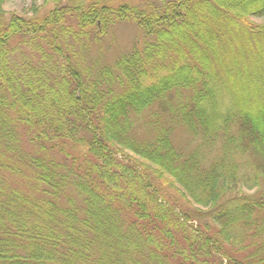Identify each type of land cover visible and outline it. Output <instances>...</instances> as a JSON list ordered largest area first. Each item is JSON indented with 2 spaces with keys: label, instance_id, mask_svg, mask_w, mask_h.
<instances>
[{
  "label": "trees",
  "instance_id": "16d2710c",
  "mask_svg": "<svg viewBox=\"0 0 264 264\" xmlns=\"http://www.w3.org/2000/svg\"><path fill=\"white\" fill-rule=\"evenodd\" d=\"M62 1L0 0V264H264V0Z\"/></svg>",
  "mask_w": 264,
  "mask_h": 264
},
{
  "label": "rangeland",
  "instance_id": "374dc122",
  "mask_svg": "<svg viewBox=\"0 0 264 264\" xmlns=\"http://www.w3.org/2000/svg\"><path fill=\"white\" fill-rule=\"evenodd\" d=\"M101 4L118 5L120 3L136 4L142 0H63L62 6H75L77 4H87L90 2ZM54 4L51 0H4L3 10L5 19L14 14L26 19L41 17L54 9ZM255 24L263 23V20L251 19ZM136 39H142V33L132 24H118L108 32L100 46L92 47L90 58H97L102 63H112L116 57L128 51ZM179 140L185 139L182 133L176 136ZM129 155V154H128ZM215 156V151L210 154V157ZM245 156H236L234 161L238 166V177L240 179L239 191L241 195L250 196L264 188V178L249 171L246 167L247 161ZM168 194V192H167ZM170 194L172 192L170 191ZM171 198L175 199L174 196ZM181 207L186 204L177 201Z\"/></svg>",
  "mask_w": 264,
  "mask_h": 264
}]
</instances>
